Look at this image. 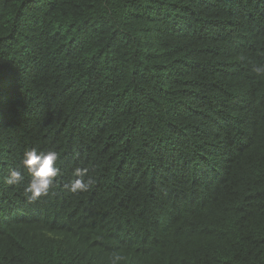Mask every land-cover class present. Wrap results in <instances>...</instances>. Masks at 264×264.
Here are the masks:
<instances>
[{"label":"trees","instance_id":"trees-1","mask_svg":"<svg viewBox=\"0 0 264 264\" xmlns=\"http://www.w3.org/2000/svg\"><path fill=\"white\" fill-rule=\"evenodd\" d=\"M261 65L264 0H0V264H264Z\"/></svg>","mask_w":264,"mask_h":264},{"label":"clouds","instance_id":"clouds-1","mask_svg":"<svg viewBox=\"0 0 264 264\" xmlns=\"http://www.w3.org/2000/svg\"><path fill=\"white\" fill-rule=\"evenodd\" d=\"M253 71L257 74H264V65L254 67ZM59 160V153L53 150L45 152L33 148L25 151L22 164L31 174V180L25 187L24 192L29 202H36L42 196H48L50 191L55 188L56 179L61 174L58 166ZM73 175L79 178L74 179L69 185H65V188L72 193L87 191L91 180L85 182L82 179L85 170L76 168ZM24 179L22 171L12 169L10 175L5 178V183L10 186L19 185ZM123 259L124 257L120 255L110 257L111 264H119Z\"/></svg>","mask_w":264,"mask_h":264}]
</instances>
